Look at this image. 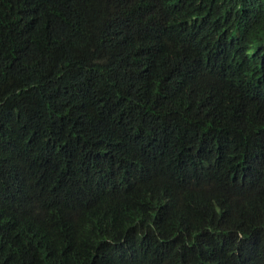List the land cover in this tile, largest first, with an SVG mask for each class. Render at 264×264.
Here are the masks:
<instances>
[{
    "label": "trees",
    "instance_id": "trees-1",
    "mask_svg": "<svg viewBox=\"0 0 264 264\" xmlns=\"http://www.w3.org/2000/svg\"><path fill=\"white\" fill-rule=\"evenodd\" d=\"M0 264H264V0H0Z\"/></svg>",
    "mask_w": 264,
    "mask_h": 264
},
{
    "label": "clouds",
    "instance_id": "clouds-1",
    "mask_svg": "<svg viewBox=\"0 0 264 264\" xmlns=\"http://www.w3.org/2000/svg\"><path fill=\"white\" fill-rule=\"evenodd\" d=\"M193 6L211 8L217 12L237 15L244 4L256 5L261 0H188Z\"/></svg>",
    "mask_w": 264,
    "mask_h": 264
}]
</instances>
